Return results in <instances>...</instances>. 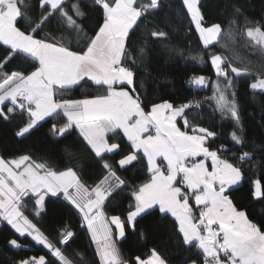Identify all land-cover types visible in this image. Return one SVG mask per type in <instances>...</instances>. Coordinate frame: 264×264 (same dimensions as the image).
I'll return each mask as SVG.
<instances>
[{
  "label": "snow or ice",
  "instance_id": "obj_1",
  "mask_svg": "<svg viewBox=\"0 0 264 264\" xmlns=\"http://www.w3.org/2000/svg\"><path fill=\"white\" fill-rule=\"evenodd\" d=\"M93 4L102 11V18L89 35L78 23V19L84 18L79 4H73L69 12L65 0H39L41 16L33 21L24 0H0V46H5L7 52L0 61V118L7 121L16 114L24 117L16 131L18 137H25L41 122L60 118L59 125H51L52 135L62 138L77 132L81 142L102 162L104 172L93 186H88L72 167L57 171L27 154L8 160L0 157V221H6L19 237H30L35 244L42 245L57 264H73L25 214L27 201L33 205V215L39 217L47 197L62 196L78 214L81 228H86L99 264H129L122 258L117 241L126 236L127 228L135 229L137 218L150 215L149 210L155 211L154 206H158L160 213L174 217L183 245L194 247L202 257V264H264V226L251 221L246 211L239 210L227 195L243 179V170L221 158L222 147H210L209 138H215L216 133L189 125L186 110L193 107L192 102L176 107L164 100L153 103L146 111L136 93L135 73L126 63L131 58L126 40L142 17L159 8V0L147 3L93 0ZM182 6L204 47L217 41L221 25H203L199 0H182ZM57 13L65 30L75 32L78 37L84 34L76 49L49 36L37 37L43 24ZM21 17L26 22L25 30L17 26ZM166 35L163 31L151 33L154 38ZM243 35L264 53V25L247 22ZM143 51L141 48L140 52ZM17 57L23 68L9 74L5 69ZM210 61L216 76L223 77V81L213 82L216 111L233 122L230 139L241 145L235 93L231 97L228 94L233 87L232 78L222 67L221 55L212 54ZM228 68L236 76L249 72L231 63ZM82 82H91L103 94L63 98L64 93ZM189 83L203 88L208 80L203 75H194ZM250 88L264 90V78L258 76ZM199 106L196 102L195 107ZM178 118L184 120L185 129L191 128V134L177 126ZM112 137H120L129 146L128 154L117 162L120 168L131 166L142 154L149 174L146 182L131 188L129 203L120 215H109L106 211L115 194L124 191L127 185L104 159L105 154H115L121 148L119 142H110ZM249 156L250 153L244 152L239 159L243 162ZM206 161L211 162L210 167ZM251 196L264 199V184L260 180L252 181ZM74 235L72 231H63L58 243L66 245ZM8 243L22 247L17 239ZM17 264H53V261L41 255L21 259ZM135 264H167V261L156 249H151L147 258L137 256Z\"/></svg>",
  "mask_w": 264,
  "mask_h": 264
},
{
  "label": "trees",
  "instance_id": "obj_2",
  "mask_svg": "<svg viewBox=\"0 0 264 264\" xmlns=\"http://www.w3.org/2000/svg\"><path fill=\"white\" fill-rule=\"evenodd\" d=\"M140 2L147 3L148 0H138ZM24 4L28 6L27 14L33 21L38 20L41 16L39 0H24ZM73 4H79L80 11L84 13V18L78 19V23L83 25L89 35L93 34L98 19L102 18V11L97 10L93 0H65V7L69 12ZM199 7L205 27L221 25L222 33L216 43L204 47L187 10L182 6V0H159V8L142 17L138 26L130 32L126 47L131 58L126 63L134 70L136 93L146 111L150 110L153 103L164 100L176 107L193 103V107L186 110L189 125L204 127L216 133L215 138H209L210 147H222L219 152L221 158L228 159L243 170V179L227 195L239 210L246 211L251 221L264 226V199L257 200L251 196L252 181L260 180L264 184V90L250 88L258 76L264 78V53L252 46L243 35L247 22L264 25V0H199ZM58 15L57 13L43 24L37 37L49 36L76 49L78 40L82 42L84 34L81 33L78 37L75 32L69 33L62 26ZM17 26L25 30L26 22L22 17L18 18ZM153 31H163L167 35L164 38H154L151 36ZM229 32L233 34L231 37ZM141 48L144 49L143 53L140 52ZM212 54L224 58L222 67L232 78L233 87L228 94L231 97L235 93L242 128V131L237 130L243 140L241 145L231 141L230 133L234 124L230 119L221 117L212 99L213 82L217 79L223 81V77L218 78L212 67ZM6 56L5 46H0V61ZM229 63L249 69V75L233 76L228 68ZM22 68L23 62L17 57L7 65L5 71L10 74L11 71ZM194 75L206 77L207 86H192L189 81ZM97 94H103V90L91 82H82L64 93L63 98L81 99ZM196 102H199V107H195ZM3 107L6 111L7 106ZM23 120L24 117L19 114L7 121L0 118V157L8 160L27 154L33 160L45 162L57 171L72 167L88 186H93L104 174L102 162L81 142L82 138L77 132L73 131L62 138L52 135L51 125H59L60 118L41 122L25 137H18L16 131ZM178 125L184 128L181 120ZM187 131L191 132V128ZM110 142H119L121 148L115 154H105L104 159L114 166L127 185L124 191L115 194L107 204L106 211L109 215H120L129 203L131 188L146 182L149 174L142 154L138 161L121 169L117 162L128 154L129 146L120 137H112ZM244 152L250 153V156L242 162L239 157ZM32 208V203L27 201L25 214L56 247L61 248L73 264H99L95 245L86 228H81L78 214L62 196L47 197L44 211L39 217L33 215ZM154 208L155 211L149 210L150 215L137 218L135 229L127 228L126 236L117 241L122 258L129 264H135L137 256L147 258L150 250L156 249L167 264H192L193 261L202 264V257L196 249L183 245L174 217ZM63 231L75 233L66 245L58 243ZM11 239H17L22 247H12L8 243ZM41 255L57 264L42 245L35 244L30 237H19L6 221H0V264H17L21 259Z\"/></svg>",
  "mask_w": 264,
  "mask_h": 264
},
{
  "label": "crops",
  "instance_id": "obj_3",
  "mask_svg": "<svg viewBox=\"0 0 264 264\" xmlns=\"http://www.w3.org/2000/svg\"><path fill=\"white\" fill-rule=\"evenodd\" d=\"M119 87V86H118ZM124 87H127L126 85L124 86ZM256 91H262V90H256ZM179 120H181V122H182V124H183V126H184V120L183 119H181V118H178V121ZM177 126L178 127H180L178 124H177ZM181 128V130H187V129H185V127L184 128H182V127H180ZM189 134H191V132H189ZM147 163V162H146ZM210 161H208V165H209V167H210ZM240 183V182H239ZM239 183L237 184V185H239ZM237 185H233L231 188H233V187H235V186H237ZM193 206L195 207V205H194V202H193ZM154 207H157L158 208V206H154ZM168 214H170V213H168ZM171 215V214H170Z\"/></svg>",
  "mask_w": 264,
  "mask_h": 264
},
{
  "label": "water",
  "instance_id": "obj_4",
  "mask_svg": "<svg viewBox=\"0 0 264 264\" xmlns=\"http://www.w3.org/2000/svg\"><path fill=\"white\" fill-rule=\"evenodd\" d=\"M231 71V70H230ZM233 74V73H232ZM249 75V73H247V74H244V75H241V76H236L235 74H233V76H235V77H242V76H248Z\"/></svg>",
  "mask_w": 264,
  "mask_h": 264
},
{
  "label": "rangeland",
  "instance_id": "obj_5",
  "mask_svg": "<svg viewBox=\"0 0 264 264\" xmlns=\"http://www.w3.org/2000/svg\"><path fill=\"white\" fill-rule=\"evenodd\" d=\"M198 33V32H197ZM198 36H199V33H198ZM199 38H200V36H199ZM201 40V39H200ZM202 42V41H201ZM217 41H214L213 43H216ZM203 44V43H202ZM220 78H222V77H220ZM38 258V257H37Z\"/></svg>",
  "mask_w": 264,
  "mask_h": 264
},
{
  "label": "built area",
  "instance_id": "obj_6",
  "mask_svg": "<svg viewBox=\"0 0 264 264\" xmlns=\"http://www.w3.org/2000/svg\"><path fill=\"white\" fill-rule=\"evenodd\" d=\"M198 159H203V157H200V158H198ZM208 161H206V163H207Z\"/></svg>",
  "mask_w": 264,
  "mask_h": 264
}]
</instances>
